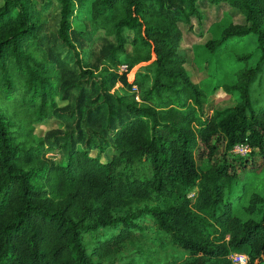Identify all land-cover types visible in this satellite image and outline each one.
<instances>
[{"label": "trees", "instance_id": "obj_1", "mask_svg": "<svg viewBox=\"0 0 264 264\" xmlns=\"http://www.w3.org/2000/svg\"><path fill=\"white\" fill-rule=\"evenodd\" d=\"M220 90L260 120L264 0H0V264H113L147 226L177 264H264V130L220 151Z\"/></svg>", "mask_w": 264, "mask_h": 264}, {"label": "rangeland", "instance_id": "obj_2", "mask_svg": "<svg viewBox=\"0 0 264 264\" xmlns=\"http://www.w3.org/2000/svg\"><path fill=\"white\" fill-rule=\"evenodd\" d=\"M126 70V67L123 68V71ZM128 81H134V70L128 73ZM122 84L118 82L116 88L120 87ZM202 101L205 105V114L206 116L201 117V120L210 119L212 117L216 118L219 124V134L215 136L214 142H218L220 151L224 150L227 143L234 141L239 137L249 138L252 134L258 132L260 128L264 130V105L262 107L263 113L260 120L257 123L252 122L250 117L242 120L241 109H236L235 104H233L230 98L222 90L218 91L214 95L203 94ZM170 113L167 116V119L174 124H178L181 127L187 128V122L196 117V114H191L189 112L181 113L180 117L177 116V113L172 115ZM250 116V115H249ZM199 121L195 119V122L192 121L191 128L193 131H196ZM51 127L45 128V132L50 130ZM221 152L216 156H211L210 151L205 147H202L198 150L196 154L197 163L199 166L200 172L206 171L220 156ZM91 155L86 154L85 152H79L75 154V160L81 161L91 157ZM115 162H119L120 158H113ZM202 183V181H200ZM151 222L150 219H147L146 224ZM151 226V224H150ZM147 236L146 241L132 252H124L123 255L118 257L113 264H126L130 260H135L138 264H177L176 256L178 253L171 247L161 246L162 239L158 236L157 232H150L153 230V227H146ZM164 243V242H163ZM167 245V242H166ZM165 248V249H164ZM131 253V254H130ZM187 253L182 254L183 260L187 258Z\"/></svg>", "mask_w": 264, "mask_h": 264}, {"label": "built area", "instance_id": "obj_3", "mask_svg": "<svg viewBox=\"0 0 264 264\" xmlns=\"http://www.w3.org/2000/svg\"><path fill=\"white\" fill-rule=\"evenodd\" d=\"M249 150L246 147L243 146H236L234 150H232L235 154H246ZM228 258L232 261L233 264H245L246 258L243 255L240 254H234L230 252L228 254Z\"/></svg>", "mask_w": 264, "mask_h": 264}]
</instances>
